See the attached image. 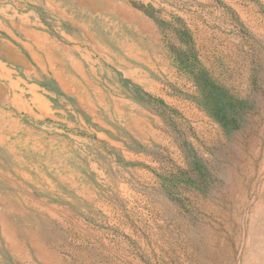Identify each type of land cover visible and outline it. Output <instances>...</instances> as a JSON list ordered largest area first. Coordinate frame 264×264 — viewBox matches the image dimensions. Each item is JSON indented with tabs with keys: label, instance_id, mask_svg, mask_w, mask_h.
Masks as SVG:
<instances>
[{
	"label": "rangeland",
	"instance_id": "1",
	"mask_svg": "<svg viewBox=\"0 0 264 264\" xmlns=\"http://www.w3.org/2000/svg\"><path fill=\"white\" fill-rule=\"evenodd\" d=\"M0 14V264H264V0Z\"/></svg>",
	"mask_w": 264,
	"mask_h": 264
},
{
	"label": "crops",
	"instance_id": "2",
	"mask_svg": "<svg viewBox=\"0 0 264 264\" xmlns=\"http://www.w3.org/2000/svg\"><path fill=\"white\" fill-rule=\"evenodd\" d=\"M3 13L4 15L8 16L9 18L11 17H15L16 15H19V12L17 11H10L8 12L5 8H3ZM3 16L0 14V18H2ZM28 16L25 17V19H27ZM15 30H18L19 32H22L23 35L27 38V40H32L34 42V47H31L29 44H22V48L23 51L26 52V55H23L20 51L17 50V52L15 53V49H13V47L10 46V44L8 43L7 46L10 47L9 51L10 55L7 57V54L3 53L0 54V59L1 60H7L9 62L13 61L14 64H17L19 66H23V67H27V62H29V57H32L33 55H37V53H35L37 50H41L44 53L46 52V46L45 43L47 42V38H45L44 34H39L38 32L29 29L28 27H20L16 22L14 23L13 29H9L7 28V31L11 34H13V32ZM14 35V34H13ZM39 35V36H38ZM50 45V44H49ZM27 53L29 55H27ZM32 56H31V55ZM4 55V56H3ZM7 58H6V57ZM37 57V56H36ZM35 57V58H36Z\"/></svg>",
	"mask_w": 264,
	"mask_h": 264
},
{
	"label": "bare ground",
	"instance_id": "3",
	"mask_svg": "<svg viewBox=\"0 0 264 264\" xmlns=\"http://www.w3.org/2000/svg\"><path fill=\"white\" fill-rule=\"evenodd\" d=\"M39 36V35H38ZM10 52L11 51H9L8 49H1L0 48V54H3V53H5V54H7V57L10 55ZM4 56V55H3ZM6 57V56H5ZM6 57V58H7ZM7 196V195H6ZM12 196V195H11ZM32 217V216H31ZM33 219V218H32ZM28 222L30 223L31 222V218H29V217H25V218H23V220H22V223L23 224H28ZM33 222H36L35 220H33ZM20 227V226H19ZM31 229V228H30ZM21 230V229H20ZM17 233V232H16ZM24 233V232H23Z\"/></svg>",
	"mask_w": 264,
	"mask_h": 264
}]
</instances>
